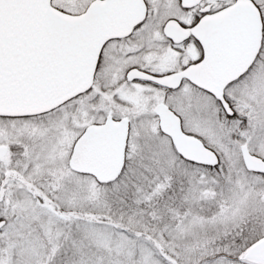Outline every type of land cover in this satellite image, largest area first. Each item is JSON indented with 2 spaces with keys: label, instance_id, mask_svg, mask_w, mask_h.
Returning <instances> with one entry per match:
<instances>
[{
  "label": "snow or ice",
  "instance_id": "1",
  "mask_svg": "<svg viewBox=\"0 0 264 264\" xmlns=\"http://www.w3.org/2000/svg\"><path fill=\"white\" fill-rule=\"evenodd\" d=\"M0 264H264V0H0Z\"/></svg>",
  "mask_w": 264,
  "mask_h": 264
}]
</instances>
